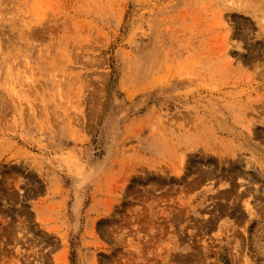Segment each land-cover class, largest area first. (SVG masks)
I'll return each instance as SVG.
<instances>
[{
  "label": "rangeland",
  "instance_id": "374dc122",
  "mask_svg": "<svg viewBox=\"0 0 264 264\" xmlns=\"http://www.w3.org/2000/svg\"><path fill=\"white\" fill-rule=\"evenodd\" d=\"M0 264H264V0H0Z\"/></svg>",
  "mask_w": 264,
  "mask_h": 264
},
{
  "label": "bare ground",
  "instance_id": "6f19581e",
  "mask_svg": "<svg viewBox=\"0 0 264 264\" xmlns=\"http://www.w3.org/2000/svg\"><path fill=\"white\" fill-rule=\"evenodd\" d=\"M2 100H3V98H2ZM248 162V161H247Z\"/></svg>",
  "mask_w": 264,
  "mask_h": 264
}]
</instances>
